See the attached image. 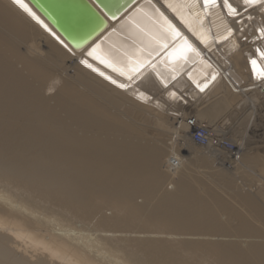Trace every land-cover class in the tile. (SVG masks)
Instances as JSON below:
<instances>
[{
    "label": "bare ground",
    "instance_id": "bare-ground-1",
    "mask_svg": "<svg viewBox=\"0 0 264 264\" xmlns=\"http://www.w3.org/2000/svg\"><path fill=\"white\" fill-rule=\"evenodd\" d=\"M31 1L55 25L68 10L73 40L104 16L94 42L152 12L183 35L153 54L186 46L190 63L121 89L81 64L106 74L94 42L75 49L30 0H0V264H264V2L136 0L109 18L92 0Z\"/></svg>",
    "mask_w": 264,
    "mask_h": 264
},
{
    "label": "water",
    "instance_id": "water-1",
    "mask_svg": "<svg viewBox=\"0 0 264 264\" xmlns=\"http://www.w3.org/2000/svg\"><path fill=\"white\" fill-rule=\"evenodd\" d=\"M95 4H97L104 13L110 16L109 18H118L121 14H123L131 4H134L136 0H92ZM30 2L34 5L31 0ZM35 2L42 7L44 10L45 5L41 0H35ZM35 6V5H34ZM36 7V6H35ZM37 8V7H36ZM38 9V8H37ZM45 18L60 32V34L75 48H83L89 41H91L95 36L99 35L103 30L108 26V20L103 16L104 21L99 24L98 28L84 35L81 38L73 40L69 38L71 36L70 31L73 29V25L70 21V13L68 10H61L60 12L56 13L54 16V20L57 22L56 25L52 22L51 19L45 15L40 9H38ZM82 25V21H77V26Z\"/></svg>",
    "mask_w": 264,
    "mask_h": 264
},
{
    "label": "rangeland",
    "instance_id": "rangeland-1",
    "mask_svg": "<svg viewBox=\"0 0 264 264\" xmlns=\"http://www.w3.org/2000/svg\"><path fill=\"white\" fill-rule=\"evenodd\" d=\"M190 111V110H189ZM241 115V117H239ZM123 118L124 119H126V120H128V121H130V123H132V124H134V125H136L137 127L139 126V127H141V128H143V127H145V128H147V129H152V128H156L157 127V125H155V124H153V123H151V122H147V121H144V120H142L141 118H139V117H137L135 114H129V113H127V112H124L123 111ZM225 118V116H223V119ZM220 120H218L219 122L220 121H222L223 119H221V117L219 118ZM243 118H242V113H233L231 116H230V118L228 119V121H226L225 122V126H224V130H229V129H232V130H236V126H237V124L238 123H240V121L242 122L243 120H242ZM223 124V123H222ZM223 126V125H222ZM170 128V127H169ZM260 131V133H261V130H259ZM238 137H240V136H244L245 135V133L244 132H242V131H240V133L239 132H237L236 131V133H235ZM177 138H179V142H180V144L182 145V147H185V148H187V149H189V150H191V152H194V151H201L202 153H205V154H208V155H210V154H212V153H210L209 152V150H207V149H201L198 145L197 146H195V145H190L191 147H188V146H185L184 145V141H182V138H180V137H177ZM188 139V138H187ZM190 143V142H189ZM182 153L184 154V155H186L187 153H186V151L184 150V151H182ZM211 156V158H212V156H214V155H210ZM217 156V155H216ZM214 159V160H213ZM212 160H213V162H211V164H213V167H215V168H217V169H221V171H228L229 173H231L232 175H233V177L235 178V181H236V183H238V177L240 176V175H242V173H238L237 171H235L234 170V167H228V168H226V167H222V166H224V165H222V164H220V163H218V162H216L215 161V157L214 158H212ZM240 174V175H239ZM242 176H244V177H248V176H246V175H242ZM239 184V183H238ZM238 190L240 191V186H238ZM128 234H129V232H128ZM130 235H134V233L133 232H131L130 233Z\"/></svg>",
    "mask_w": 264,
    "mask_h": 264
},
{
    "label": "snow or ice",
    "instance_id": "snow-or-ice-1",
    "mask_svg": "<svg viewBox=\"0 0 264 264\" xmlns=\"http://www.w3.org/2000/svg\"><path fill=\"white\" fill-rule=\"evenodd\" d=\"M15 2L17 4H22V0H15ZM206 2H215V0H206ZM225 2H227V0H225ZM261 2H264V0H246V3H248V4L261 3ZM25 7H26V5H25ZM261 55H264V53H261ZM252 63L255 65L256 61L253 60ZM122 87H123V85H122Z\"/></svg>",
    "mask_w": 264,
    "mask_h": 264
},
{
    "label": "built area",
    "instance_id": "built-area-1",
    "mask_svg": "<svg viewBox=\"0 0 264 264\" xmlns=\"http://www.w3.org/2000/svg\"><path fill=\"white\" fill-rule=\"evenodd\" d=\"M204 135V132L202 130H198L195 132V137L198 139H202L201 137ZM202 140H205L204 138Z\"/></svg>",
    "mask_w": 264,
    "mask_h": 264
}]
</instances>
